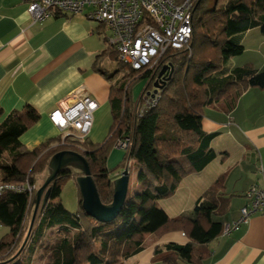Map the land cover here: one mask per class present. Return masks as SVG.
<instances>
[{"label":"trees","instance_id":"16d2710c","mask_svg":"<svg viewBox=\"0 0 264 264\" xmlns=\"http://www.w3.org/2000/svg\"><path fill=\"white\" fill-rule=\"evenodd\" d=\"M253 29L264 36V0H200L193 10L190 49L168 50L155 69L135 71L107 46L98 60L108 58L116 70L95 69L111 81L113 124L101 143L66 138L62 144L58 137L30 151L20 139L40 121L39 112L27 105L0 121V186L29 182L39 184V190L49 177L51 158L63 150L86 157L105 205L113 201V175L134 169L140 185L128 196L120 215L102 224L83 210L80 193L76 213L63 205L64 184L82 175L64 169L50 185L49 203L39 209L27 242L36 194L33 198L27 191H4L0 225L10 232L0 241V264H34L36 260L44 264H123L143 250L146 235L162 238L174 232L183 233L188 242L157 248L153 264H204L210 256L209 243L222 236L226 226L222 218L231 200L224 198L227 175L210 186L191 215L170 218L158 202L172 198L185 178L201 173L217 158L211 143L219 134L204 131L205 109L230 114L247 90H264V71L251 64L230 66L233 58L245 53L236 38ZM165 67L169 69L157 92L159 101L141 114L145 95L157 90L155 84ZM142 80L148 83L134 100L133 89ZM126 139L130 144L123 161L110 170L113 149ZM49 231H56L53 240L47 238Z\"/></svg>","mask_w":264,"mask_h":264},{"label":"crops","instance_id":"0c3cea01","mask_svg":"<svg viewBox=\"0 0 264 264\" xmlns=\"http://www.w3.org/2000/svg\"><path fill=\"white\" fill-rule=\"evenodd\" d=\"M254 32L256 29L236 38L245 53L240 60L233 58L231 67L251 64L264 71V37L257 32L256 40L248 43ZM105 35L104 29L84 14H62L34 23L23 0H0V121L27 105L37 110L40 121L20 139L30 151L60 137L50 120L51 112L73 105L84 95L99 104L88 139L101 143L109 134L113 124L111 81L95 69L116 70L108 58L98 60L108 46ZM203 129L219 134L211 143L217 158L201 173L185 178L175 195L159 201L158 206L170 218L191 215L197 201L226 174L224 198L231 200L222 221L231 225L247 205L245 195L251 186L264 187V90H247L230 114L206 108ZM113 156L112 169L122 162L119 152ZM121 173L113 177L117 179ZM130 176L129 195H134L140 188L138 174ZM187 242L181 232L162 238L148 234L143 250L123 264H153L157 248ZM208 250L210 256L204 264H264V219L252 217L239 230L213 240Z\"/></svg>","mask_w":264,"mask_h":264},{"label":"built area","instance_id":"2783aa9c","mask_svg":"<svg viewBox=\"0 0 264 264\" xmlns=\"http://www.w3.org/2000/svg\"><path fill=\"white\" fill-rule=\"evenodd\" d=\"M34 23H42L57 14H84L105 31L108 47L135 71L155 69L168 50L190 49L193 34V10L200 0H23ZM156 90L144 97L141 114L159 101ZM98 102L90 95L80 97L73 105L57 107L50 114L52 124L66 138L84 143L93 129ZM129 140L118 142L116 148L127 151ZM29 182L23 185H1L4 191H36ZM248 203L239 219L226 225L223 235L237 231L254 216L264 219V187L251 186L245 195ZM183 236H185L183 234Z\"/></svg>","mask_w":264,"mask_h":264},{"label":"water","instance_id":"95a60500","mask_svg":"<svg viewBox=\"0 0 264 264\" xmlns=\"http://www.w3.org/2000/svg\"><path fill=\"white\" fill-rule=\"evenodd\" d=\"M168 69L169 67H165L161 72L159 82L155 84L157 89L155 93L158 92V89L162 88V84L164 83L162 77ZM69 168L75 169L82 174L77 178L76 183L82 197V208L89 217L99 223L106 224L114 221L122 212L129 196L131 180L129 168L124 169L121 176L114 180L113 201L110 205H105L101 201L86 157L72 150H63L51 158L49 163V177L36 193L34 212L26 241L34 228L39 209H44L49 203L51 194L50 185L56 180L61 171Z\"/></svg>","mask_w":264,"mask_h":264},{"label":"rangeland","instance_id":"374dc122","mask_svg":"<svg viewBox=\"0 0 264 264\" xmlns=\"http://www.w3.org/2000/svg\"><path fill=\"white\" fill-rule=\"evenodd\" d=\"M212 2H214L215 0H211ZM257 32L259 34L260 33V30L259 29H256V33H251V35L248 36V43H252L253 41L256 40V37H255V34L257 35ZM258 34V35H259ZM262 37H264L263 35H261ZM248 45V44H247ZM250 52V50H249ZM251 55V53H246V56H249ZM236 60H240L242 58V56H239V57H235ZM116 67V66H115ZM114 68V67H113ZM112 70V68L110 69ZM109 72H113V71H109ZM147 81H140L137 86L134 87L133 89V97H134V100H137L138 97L140 96V94L142 93V90L145 88V86L147 85ZM117 152H119L121 154V159L123 161L124 159V156H125V151L119 149V148H115L113 149L111 155H110V158L108 160V168L110 170H112V161L114 159V156L113 154H116L117 155ZM116 172V171H115ZM130 173L132 174V177H134L136 175V171L134 169H130ZM36 186V191H35V194L36 192L38 191V186L39 184H35ZM79 188H78V185L76 182H73L72 180L71 181H67L65 184H64V187H63V192H62V195H61V202L63 203V205L72 213H76L79 209ZM34 198V196H33ZM36 199V198H35ZM31 212H34V205L31 207ZM9 232L10 230L7 228V227H4L2 225H0V241L5 238L7 235H9ZM54 232L56 231H49L47 233V238L50 239V240H53L54 239ZM27 239V238H26ZM26 241V240H25ZM27 242V241H26ZM99 245V244H97ZM38 257V255L36 256ZM34 264H43L42 262H39L38 260H36L34 262Z\"/></svg>","mask_w":264,"mask_h":264}]
</instances>
